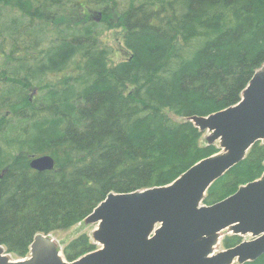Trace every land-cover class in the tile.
Here are the masks:
<instances>
[{
  "label": "trees",
  "instance_id": "obj_1",
  "mask_svg": "<svg viewBox=\"0 0 264 264\" xmlns=\"http://www.w3.org/2000/svg\"><path fill=\"white\" fill-rule=\"evenodd\" d=\"M117 25L129 57L113 64L102 34ZM263 66L264 0H0V245L25 259L110 194L169 186L219 154L189 119L239 104ZM42 156L53 171L31 168ZM263 175L257 143L204 204ZM97 249L81 234L64 257Z\"/></svg>",
  "mask_w": 264,
  "mask_h": 264
},
{
  "label": "water",
  "instance_id": "obj_2",
  "mask_svg": "<svg viewBox=\"0 0 264 264\" xmlns=\"http://www.w3.org/2000/svg\"><path fill=\"white\" fill-rule=\"evenodd\" d=\"M209 145L223 153L206 158L173 184L130 194H110L86 218L96 225L100 249L69 262L50 236L37 237L30 257L12 260L0 245V264H247L264 255V175L212 206L204 200L215 182L264 143V70L255 73L241 102L208 117L189 119ZM31 168L53 171L51 156L33 158ZM251 241L217 253L221 233Z\"/></svg>",
  "mask_w": 264,
  "mask_h": 264
},
{
  "label": "rangeland",
  "instance_id": "obj_3",
  "mask_svg": "<svg viewBox=\"0 0 264 264\" xmlns=\"http://www.w3.org/2000/svg\"><path fill=\"white\" fill-rule=\"evenodd\" d=\"M97 21H100L98 18ZM118 24V22H116ZM123 37H124V29L121 27L114 26L105 30L102 34V39L106 42V45L109 46L113 52L111 57V62L113 64L120 63L129 57L128 51L124 49L123 46ZM261 70H264V66ZM179 120V118H178ZM208 134H205L201 140L202 144L206 142ZM97 229L96 225L87 224L85 221L75 227L67 230V231H59L50 234V237L55 240L57 245L60 248L61 253H63L64 248L70 244L74 239L79 237L81 234H87L91 239L93 237V232ZM222 238L224 239L226 236L231 235L229 230L222 232ZM245 240H250V237L247 236L244 238ZM224 250V247L220 245L217 248V253ZM12 260H16L14 255H10Z\"/></svg>",
  "mask_w": 264,
  "mask_h": 264
}]
</instances>
